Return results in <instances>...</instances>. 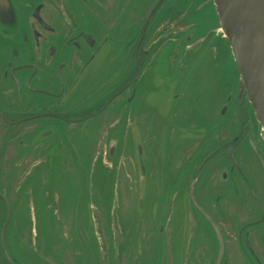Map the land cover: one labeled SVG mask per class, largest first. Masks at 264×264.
<instances>
[{"label":"flooded vegetation","instance_id":"af4514ba","mask_svg":"<svg viewBox=\"0 0 264 264\" xmlns=\"http://www.w3.org/2000/svg\"><path fill=\"white\" fill-rule=\"evenodd\" d=\"M154 1L145 9L150 11L141 29L134 30L138 37L131 43L130 58L127 40L114 44L127 56L129 73L122 69L121 74L108 76L100 55L113 39L110 19L121 18L129 6L144 9V0L140 6L125 0L126 7L118 9L116 0H0V177L7 183V191L0 188V264H70L64 250L74 243H87L89 249L87 254L75 253L73 264H140L143 252L129 253L128 243L131 240L141 247L138 222L144 219L148 203L157 200L160 237L169 253L183 245L184 264H264L261 126L244 88L240 90L241 81L222 105L224 86L216 80L212 86L216 98L210 101V111L204 112L207 109L198 101L196 88L202 86L200 78L208 71L201 63L211 47L194 63L182 59L181 47L195 38L186 36L187 41L173 46L167 37L176 30L153 28L157 15L167 7L173 17L172 3L181 0ZM95 18L107 24L102 32L95 29ZM154 45V53L165 51L160 62L166 69L155 83L152 77L150 91L144 78L151 71L146 62L154 57L149 52ZM172 88L176 91L172 101L180 103L183 97L184 107L174 105L168 113L163 105L159 110L148 109L155 102L151 101L154 93ZM86 125L97 130L93 141L106 137L107 163L115 160L120 148L121 159L128 156L134 162L152 163V170L135 188L133 195L140 206L130 223L111 220L105 225L102 237L109 243L105 252L101 254V246L92 248L100 237L92 234L91 226L98 221L90 203L86 225L75 214L65 219L62 230L51 229L56 240L50 245L58 246V251L50 257L41 252L38 239L42 236L35 233L33 221L29 220L28 236L17 232L14 206L21 194L31 197L28 178L43 162L48 163L47 155L74 145L73 136L58 139L52 130ZM112 142L113 159L108 155ZM63 164L67 168V160ZM50 168L42 172V180L58 174L52 164ZM82 172L84 168H75L74 175ZM12 188L17 190L13 196ZM47 191L48 195L49 187ZM121 194L125 203L132 193Z\"/></svg>","mask_w":264,"mask_h":264},{"label":"rangeland","instance_id":"374dc122","mask_svg":"<svg viewBox=\"0 0 264 264\" xmlns=\"http://www.w3.org/2000/svg\"><path fill=\"white\" fill-rule=\"evenodd\" d=\"M124 1L116 0L114 8H125L126 4ZM135 2L139 6L141 5L140 0H135ZM144 3V9L138 6H129L127 12L121 18L117 19V17H114L110 19L111 24L108 26L111 27L113 39L108 40L100 55V59L104 60V63L108 66V76L115 75L117 71L121 74L122 69H128L127 73L130 71V64L129 61H126V57L130 58V53H133L131 43L138 37L134 30L141 29V23H144L150 11L145 9H150L155 1L144 0ZM172 5H175L174 10H172L174 12L173 17L170 16L171 9L165 7L157 15L153 28L157 27L158 30H164L163 28L165 30H176L177 33L167 37L174 43L172 44L173 46L179 42L187 41L185 39L186 36H193L195 40L193 39L191 44H188L189 46L184 43L181 47L184 51L181 54V58L192 60L193 63L200 58L208 47H211L201 63L204 66L206 64L208 71H203L204 75L200 78L202 86L196 88L198 101L202 102L205 110L207 109L204 112H208L211 109L210 101L216 98V90L212 87L216 80H219L224 86V101L222 105L226 103L228 95L241 81L234 63L232 50L228 41L224 38L213 0H181L173 2ZM100 20L104 21L103 19ZM94 26L96 30L102 32L107 24H103L95 18ZM190 33L191 35H188ZM125 40H127L129 46L127 56L114 45L116 41ZM166 41L167 39L161 41V43H166ZM156 46L149 48V52L154 57H152L151 61L148 60L146 62V66L149 65L151 71L148 77L144 79L146 89H151L150 91H152V85L150 84L152 77H154L153 83H155V77H161L164 74L163 70L166 69V66L160 62L165 51L161 50L154 53L153 50ZM161 47L164 49L166 45ZM110 60L115 64L110 63ZM217 67L218 69L216 70ZM155 85L161 87L162 83ZM173 93H176L173 88L172 91H159L158 95L154 93L151 96V101L155 102L154 104H148V109L150 111L159 110L163 105L167 107L166 113H168L174 105L181 108L184 107L183 97L180 103L172 101ZM136 95L138 96L137 100H139L141 92ZM222 105H219L217 110ZM192 117L193 113L191 114ZM261 129L259 127L258 132L262 141L264 138ZM52 131L58 139L73 136L71 141L74 145L65 146L63 149L59 148L57 152H52V157H48V154L46 158L48 163L43 162L40 168L34 171L33 176L28 178V185L32 186L29 187L31 197L21 194L18 198L14 206L13 224L17 227L19 234L28 236V231L30 230L29 220L30 222L33 221L36 225L35 233L42 236V238L38 239L41 244V252L50 257L55 256L58 246L50 245V242L56 240H54L56 234L51 229L55 230L58 228L62 230L65 219L73 217L75 214H78L82 218L81 223L86 225L88 214H90L89 204L93 203L92 209L96 210V222H98H95V226H91V230L92 234L100 237V243L97 240L92 245V248L96 249L101 246L100 251L102 254L109 245L107 240L102 237L105 225L109 224L111 220L113 223L115 221L130 223L132 217L137 214L136 207H139L140 203L135 200L133 194L135 193V188L142 185L141 180H146L150 175L152 163L141 160L134 162L128 156L127 158L123 156L121 159L120 148L118 152L120 155L117 153L115 160L107 163L106 143L104 140L106 137L102 136V141L99 142L98 140L93 141L97 130L90 129L88 125L74 130L53 129ZM65 160H67V168L63 164ZM50 164H52V170L58 171V174L51 173L50 177L46 178V181L42 180L40 178L42 172L46 167L50 168ZM75 168L79 171L84 168L85 173L82 172L79 176H75ZM2 186L3 190L7 191V183L4 184L3 179L0 177V188ZM47 187L50 188L48 195ZM124 190L132 194L129 195L125 203H122L121 192ZM90 192L93 193L91 196H89ZM16 193V188H12L10 194L13 196ZM158 205V200L148 203L144 219L139 221L137 225V229H141V233H139L141 247L139 248L137 243L129 240L128 251L129 253L133 251L143 252L140 264H184L182 253H180L183 245L175 248V252L169 253L164 240L160 237L163 236L161 231H159L162 229L160 227L162 224L155 217ZM105 210L108 213L107 215H105ZM109 211H111V214H109ZM2 224L3 221L2 223L0 222V234ZM66 233V227H64V234ZM141 234L143 237H140ZM115 245L119 246V243H115ZM121 247L123 248V244L120 249ZM88 249L89 245L87 243H74L73 247H68L64 250V257L70 260V264H73L71 259L75 257V253L84 252V254H87Z\"/></svg>","mask_w":264,"mask_h":264},{"label":"water","instance_id":"95a60500","mask_svg":"<svg viewBox=\"0 0 264 264\" xmlns=\"http://www.w3.org/2000/svg\"><path fill=\"white\" fill-rule=\"evenodd\" d=\"M213 2L241 79L240 90L244 88L264 138V0ZM114 154L112 142L108 155L113 159Z\"/></svg>","mask_w":264,"mask_h":264},{"label":"bare ground","instance_id":"6f19581e","mask_svg":"<svg viewBox=\"0 0 264 264\" xmlns=\"http://www.w3.org/2000/svg\"><path fill=\"white\" fill-rule=\"evenodd\" d=\"M2 166V163L0 162V167Z\"/></svg>","mask_w":264,"mask_h":264}]
</instances>
